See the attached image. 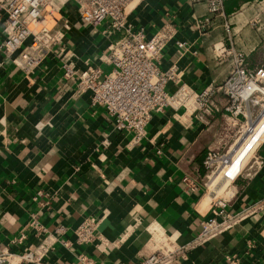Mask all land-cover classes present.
Instances as JSON below:
<instances>
[{"label": "crops", "instance_id": "1", "mask_svg": "<svg viewBox=\"0 0 264 264\" xmlns=\"http://www.w3.org/2000/svg\"><path fill=\"white\" fill-rule=\"evenodd\" d=\"M130 6L128 19L147 35L174 27L158 59L160 68L175 71L168 90L180 82L195 90L221 82L232 66L223 47L241 53L248 67L264 66V0H224L229 37L217 14L202 25L207 0ZM56 15V23L46 16L47 23L62 36L38 65L24 70L14 61L18 51H0V249H33L54 234L40 261L16 264H134L149 251L146 226L155 220L187 244L186 257L169 264H227L224 256L233 251L243 264H264V209L244 214L264 197V143L230 181L225 211L242 216L194 242L213 200L203 158L220 147L226 135L220 122L229 112L200 119L190 108L165 107L153 111L139 139L116 129L108 111L92 104L91 90L79 87V72L88 65L109 70L108 45L122 32L111 30L108 19L82 22L72 3ZM216 99L220 107L227 103L222 92ZM88 216L98 217L94 238L80 243L74 229ZM32 219L46 229L37 233Z\"/></svg>", "mask_w": 264, "mask_h": 264}, {"label": "built area", "instance_id": "2", "mask_svg": "<svg viewBox=\"0 0 264 264\" xmlns=\"http://www.w3.org/2000/svg\"><path fill=\"white\" fill-rule=\"evenodd\" d=\"M132 1L134 0H0V51H18L14 61L24 70L38 65L50 45L62 36L58 29L54 30V25H48L46 16L56 23V14L68 3H72L82 22L97 24L108 19L111 30L122 32L118 39L108 45L110 69L102 71L98 66L88 65L79 72V87L90 89L92 104L103 106L112 116L115 128L132 132L134 139L143 136L153 111H160L165 107L190 108L198 118L205 119L213 110L223 108L232 116H237L243 112V105L263 104L264 66L260 64L248 67L244 64L241 53L226 50L225 47L219 52L232 54V66L221 82L208 84L200 90L193 89L186 82H180L173 90H168L166 85L176 80L175 71L172 67L160 68L158 59L166 41L173 35L174 27L167 26L147 35L142 27H136L128 19L131 8L129 4ZM223 4L224 0H207V14L202 25L217 14L222 17L226 37H229L231 26L224 17ZM178 45L185 46L183 42H178ZM65 67L66 73L71 71L67 64ZM218 92H222L227 98V103L222 107L216 99ZM259 143H264V137ZM232 144L225 152H221L219 146L206 151L203 165L209 170L208 179L227 165L226 156ZM255 162L260 164L262 159L256 158ZM243 164L230 177L231 180L238 175ZM184 179L193 184L187 177ZM228 200L222 195L213 198L209 207L211 215L201 220V229L194 242L215 236L242 216H234L225 211ZM260 209H264V197L244 211V214ZM218 216H221V220ZM97 222L96 216H88L80 221L74 229L77 241L90 242L94 238ZM31 225L37 233L46 229L35 219L31 220ZM146 229L149 232V251L134 264H169L177 258L186 257L187 244L179 243L175 234L157 221H150ZM55 230L61 233L63 227L59 226ZM23 236L22 234L19 238ZM50 236L42 238L33 249L21 252L3 247L0 249V264H16L22 260L40 261L52 241L58 238L54 234ZM81 258L86 259L84 255ZM224 259L227 264H243L236 251L226 253Z\"/></svg>", "mask_w": 264, "mask_h": 264}, {"label": "bare ground", "instance_id": "3", "mask_svg": "<svg viewBox=\"0 0 264 264\" xmlns=\"http://www.w3.org/2000/svg\"><path fill=\"white\" fill-rule=\"evenodd\" d=\"M259 123L260 120L258 119L248 122L247 127L243 129L244 133H242L241 136L235 140V142L232 144L229 150L230 151L229 154L226 156L227 165L222 169L218 170L217 172H215L210 177L208 183L212 188L211 189L212 193L211 194L207 193V194L209 195V197H211V199L217 197L216 195L218 193L216 192L227 185V183L231 180L230 177H233L234 173L241 166L245 158L248 157V155L252 152L255 146L264 137V122L261 128L256 129ZM248 137L250 138L248 143L241 151H239L240 152L239 153L238 152L239 146ZM236 153H238V156L234 159ZM229 197H230V192H228L225 198H229ZM207 202H208V198L205 197L203 203L206 204Z\"/></svg>", "mask_w": 264, "mask_h": 264}, {"label": "rangeland", "instance_id": "4", "mask_svg": "<svg viewBox=\"0 0 264 264\" xmlns=\"http://www.w3.org/2000/svg\"><path fill=\"white\" fill-rule=\"evenodd\" d=\"M262 113L264 114V100H263L262 105H260V104L243 105V112H240V114H238L237 116H232L231 113H227L226 117H224L220 122L221 131L226 134L224 136V139L221 141V145L219 147L220 151L225 152L229 149L230 145L237 138H239L242 133H244L243 129L247 127L248 122L258 119V120H260V123L258 124L256 129L261 128V126L264 122V117H263L264 115ZM249 139L250 138L248 137L242 142V144L238 148V152L241 151L245 147V145L248 143ZM229 152H228V154H229ZM251 153L249 155H251ZM237 156H238V153H236V155L234 156V159ZM230 181L227 183V185L225 187H223L222 189H220L216 192V193H218L216 196H221V195L224 197L227 196L228 192L230 191ZM206 182L208 184L207 185V193L211 194L212 188L208 183L209 179H207Z\"/></svg>", "mask_w": 264, "mask_h": 264}]
</instances>
